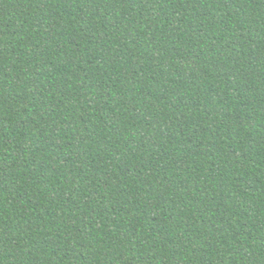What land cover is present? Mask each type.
<instances>
[{"label":"trees","instance_id":"16d2710c","mask_svg":"<svg viewBox=\"0 0 264 264\" xmlns=\"http://www.w3.org/2000/svg\"><path fill=\"white\" fill-rule=\"evenodd\" d=\"M0 264H264V0H0Z\"/></svg>","mask_w":264,"mask_h":264}]
</instances>
